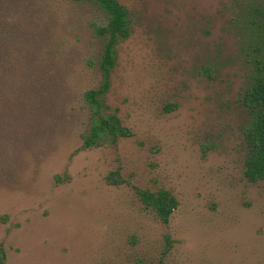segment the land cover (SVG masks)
I'll list each match as a JSON object with an SVG mask.
<instances>
[{
	"label": "rangeland",
	"instance_id": "1",
	"mask_svg": "<svg viewBox=\"0 0 264 264\" xmlns=\"http://www.w3.org/2000/svg\"><path fill=\"white\" fill-rule=\"evenodd\" d=\"M119 1L132 31L104 102L131 135L83 148L99 12L0 0V27L28 31L9 39L17 66L0 89V264H264V180L243 174L238 101L262 0ZM158 189L177 201L167 223L137 194Z\"/></svg>",
	"mask_w": 264,
	"mask_h": 264
},
{
	"label": "trees",
	"instance_id": "2",
	"mask_svg": "<svg viewBox=\"0 0 264 264\" xmlns=\"http://www.w3.org/2000/svg\"><path fill=\"white\" fill-rule=\"evenodd\" d=\"M66 2L86 5L99 12L102 18L101 21H94L91 24L88 36V42L99 43L97 57L95 55L87 57L86 64L96 69L100 83L96 88H88L82 92L83 101L90 108V128L83 137L82 147L91 148L105 143H115L119 137L130 136L131 132L117 115L107 111L104 96L110 89L111 73L117 62V46L128 38L132 31L130 11L119 0H66ZM17 7L15 14L19 15L20 5ZM249 7L246 24L252 41L248 43L245 62L250 73L238 101L246 114L242 128L245 146L243 174L248 181L257 182L264 180V0ZM7 22L10 25L8 28L0 27V89L4 81H11V70H15L17 66V60L10 58L13 51L10 50L9 44L18 35L27 37L24 19L15 18ZM21 30H25V34ZM13 37L15 38L9 41ZM6 62L7 68L4 67ZM111 173L108 180L117 182L116 174ZM137 194L143 205L151 209L163 223L168 222L177 207L176 199L165 189L137 190ZM132 264L143 262L138 260Z\"/></svg>",
	"mask_w": 264,
	"mask_h": 264
}]
</instances>
